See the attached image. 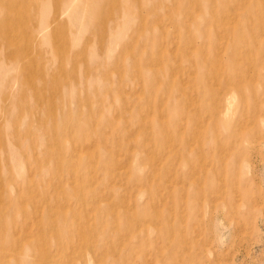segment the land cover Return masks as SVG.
<instances>
[{"label": "rangeland", "instance_id": "obj_1", "mask_svg": "<svg viewBox=\"0 0 264 264\" xmlns=\"http://www.w3.org/2000/svg\"><path fill=\"white\" fill-rule=\"evenodd\" d=\"M0 4V264H264V0Z\"/></svg>", "mask_w": 264, "mask_h": 264}, {"label": "bare ground", "instance_id": "obj_2", "mask_svg": "<svg viewBox=\"0 0 264 264\" xmlns=\"http://www.w3.org/2000/svg\"><path fill=\"white\" fill-rule=\"evenodd\" d=\"M2 2H3V1H2ZM250 2H251V1H250ZM3 6H5V5H3ZM3 6L0 4V7H1L0 9H2ZM37 7H38V6H37ZM0 13H2V12L0 11ZM250 17H251V16H250ZM251 20H252V19H251ZM254 25H255V24H254ZM0 28H1V27H0ZM1 29H2V28H1ZM1 32H2V31H1ZM1 32H0V33H1ZM2 33H5V30H4V32H2ZM0 35H1V34H0ZM4 36H5V35H4ZM8 36H9V35H7V36H5V37L8 38ZM251 36H252V35H251ZM254 36H255V34H254ZM1 37L4 38L3 35H2ZM261 38H262V36H261ZM257 40H258V39H257ZM258 41H259V40H258ZM5 42L9 43V42H11V39L8 38L7 40H5ZM262 63H263V62H262ZM149 71H150V70H149ZM142 81H143V80H142ZM139 82H140V81H139ZM144 82H145V81H144ZM244 82H245V81H244ZM242 83H243V82H242ZM137 84H138V83H137ZM143 88H144V86H143ZM221 90H223V89H221ZM223 91H224V90H223ZM221 92H222V91H221ZM141 101H143V100H141ZM148 101H149V99H148ZM143 102H144V101H143ZM147 103H148V102H147ZM138 104H139V103H138ZM147 108H148V106H147ZM139 110H140V109H139ZM143 110H144V109H143ZM149 110H150V109H149ZM141 111H142V109H141ZM162 116H163V115H162ZM140 126H141V125H140ZM168 132H169V131H168ZM146 137H147V136H146ZM139 138H140V137H139ZM142 139H143V138H142ZM142 139H140V141H141ZM135 140H136V139H135ZM136 141H137V140H136ZM143 141H144V140H143ZM140 143H141V142H140ZM138 145H139V144H138ZM148 146H149V145H148ZM148 146H147V147H148ZM74 164H75V163H74ZM150 167H151V166H150ZM76 177H77V176H76ZM17 190H18V189H17ZM57 198H58V197H57ZM50 200H51V199H50ZM45 202H46V201H45ZM48 202H49V201H48ZM48 202H47V203H48ZM16 203H17V201H16ZM25 205H26V203H25ZM40 205H41V204H40ZM48 205H49V204H48ZM131 205H132V204H131ZM13 206H14V205H13ZM28 207H29V206H28ZM32 208H33V207H32ZM27 210H28V209H27ZM33 210H35V209L33 208ZM22 212H23V211H22ZM28 212H29V211H28ZM54 214H55V213H54ZM43 215H44V214H43ZM75 218H76V217H75ZM18 220H20V219H17V221H18ZM37 220H38V219H37ZM45 220H46V219H45ZM11 222H12V221H11ZM15 223H16V222H15ZM33 224H34V223H33ZM16 229H17V228H16ZM43 255H44V254H43ZM3 256H5V255H3ZM7 256H8V255H7ZM89 256H90V255H89ZM50 257H51V256H50ZM50 257H49V258H50ZM43 258H44V257H43ZM43 258H42V259H43ZM83 261H84V260H83ZM88 262H89V261H88ZM53 263H54V260H53ZM53 263H52V264H53ZM57 263H58V262H57ZM58 264H60V262H59Z\"/></svg>", "mask_w": 264, "mask_h": 264}]
</instances>
